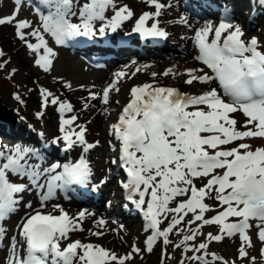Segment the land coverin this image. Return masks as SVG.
Segmentation results:
<instances>
[{"label": "snow or ice", "instance_id": "1", "mask_svg": "<svg viewBox=\"0 0 264 264\" xmlns=\"http://www.w3.org/2000/svg\"><path fill=\"white\" fill-rule=\"evenodd\" d=\"M142 2L151 10L137 16L119 0H37L34 11L38 20L33 23L20 16L25 3L32 5L33 0H13L11 13L0 16V27L11 26L32 66L51 75L59 58L57 46L74 47L84 40L117 33L128 22L133 24L131 32L143 39L167 38L162 17L178 8L176 0ZM200 3L214 6L211 0ZM257 3L264 7V0ZM174 22L191 33L182 38L193 43L196 54L192 58L199 67L181 71L174 64L162 72H149L151 64L136 66L132 61L113 72L110 82L98 91L94 83L79 86L86 93L79 98L80 112L99 103L104 106L100 114L109 115L112 95L121 91L122 82L141 72L151 77L130 87L127 102L108 126L116 151L110 163L125 173L120 183L126 199L142 215L143 231L148 233L144 247L134 242L121 255L91 240L72 238L86 231L83 225L88 218L95 228L87 230L90 236L106 235L109 221L103 216L96 217L87 209L71 216L54 202L59 192L75 190L73 186L87 195L108 183L107 177L91 183L94 171L88 154L100 141L87 140V125L92 121L79 123L72 102L35 81L37 87L28 89L38 93L40 110L35 116L42 120L53 107L59 135L46 142L43 150L22 140L9 145L0 138V264H131L137 256L152 253L158 243L162 245L160 264L173 259L169 248L180 252L178 264H264V146L250 143L264 140V44L258 36L248 37L244 27L233 22L227 6L218 23H193L187 12ZM10 63L0 48V72L7 70L9 79L19 71L8 69ZM158 77L179 84L165 85ZM53 79L62 88L76 90L62 77ZM180 84L201 87L189 92L181 90ZM13 97L21 105L26 103L19 92ZM29 128L35 131L32 125ZM38 135L44 137L43 132ZM50 146L58 152L70 153L76 148L80 152L74 160L57 159L49 164ZM25 194L35 196V206L32 200H25ZM21 206L23 215L13 229L7 228V221ZM205 227H215L217 232L205 233ZM107 230L126 243L120 235L126 231L123 224ZM253 235L261 245L258 249ZM225 239L240 242L230 260L209 251L213 243Z\"/></svg>", "mask_w": 264, "mask_h": 264}, {"label": "rangeland", "instance_id": "2", "mask_svg": "<svg viewBox=\"0 0 264 264\" xmlns=\"http://www.w3.org/2000/svg\"><path fill=\"white\" fill-rule=\"evenodd\" d=\"M10 2H12V0ZM119 2L128 4L129 7L137 14V16L143 11L151 10L142 2V0H119ZM176 2L178 3V8L169 10V12L164 17H162L161 26L164 27L169 33L164 46L165 48L163 49L164 51L151 50L147 53L148 55L146 57H143L141 55L138 56V51L122 54L120 55L122 57H116L117 60L111 63V67H107L106 73L102 77L97 79L91 77V73H89L87 67L90 66L92 68H98L102 65L95 66L91 62H86L85 60L90 61V59L86 56V53H84V51L79 52L78 49H74V52L71 51L72 48L68 47H66L67 52L72 54V57L76 61L77 66L70 60H67L64 65H61L60 59H57L55 61V66L51 75L44 74L42 71H39L32 66L30 57L24 54L22 45L20 44L19 40L14 37V29L11 26L0 27V48H2L8 54V57L11 60V63L8 65V69L17 68L19 70L17 74L11 79L8 78L7 70L0 72V101L2 103L0 104V109L7 114V119L9 122H18V124H20L24 128H29V125H32L35 129V131H33L31 128L28 129V136H31L29 138H27L26 136L22 137L21 135L16 136V138L15 136L13 137L7 134L5 132L7 127L4 126L5 130L0 131V138H2L4 143L9 145L22 140L25 143H32L41 148L43 142H50L53 137L59 135L58 114L53 107H49L46 110L44 118L42 120H38L35 116V113L40 110L38 93L36 91H28V89H35L37 87V84L34 83L35 81H38L40 85H43L44 87L50 89L55 94L60 95L62 99H68L70 102H72L77 113H79V123H84L87 120H91L92 123L87 125V140L89 142H94L97 140L100 141L99 146L91 150L88 154V158L91 161L94 171V177L91 182L95 181V183H98V181L102 177H107L108 183L103 185L102 190H99V192H95V194L94 192H89L90 198L95 197L97 199V197H99L97 199L98 203H95V205L88 203L85 199L82 198H80L82 199L81 201H85L86 204L64 198L60 195H58L57 200L54 202L60 203L71 216H75L80 210L83 209L94 212L96 214V217L103 216L109 221L107 229H115L118 227V224H123L126 231H121L120 235H123L125 237L126 243L124 244L120 242L119 236L108 231L107 229H105L106 235H104L103 237L96 238L90 236L87 230H95L91 218L86 219L84 222L83 226L86 231H84L83 233H75L72 237L73 239H80L84 242H88L89 240H91L93 243L103 245L104 247L109 249H114L121 255L129 252L131 250L130 246L134 242L139 247L143 248V241L146 239V235L148 233H145L143 231L142 218L140 216L138 217L136 214L133 215L131 213L125 214L122 210L123 201L120 198V189L117 185V183H120V181H122V178L116 177V164L110 163L112 159H115L116 151L112 147V144L115 143V141L109 134L108 126L114 122L117 114L118 104H116L115 101L118 100L120 103V101H122L129 94V89L132 85L140 83L145 79L150 80L151 77L148 73L141 72L132 79L122 82L120 84L121 91L118 94L113 93L112 95L113 103L108 106L110 112L109 115L100 114L99 109L103 108L104 106L99 103H96V108L88 112H80L81 104L79 102V98L86 95V93L80 90L79 86L83 84L91 87V85L94 83L96 85L95 90L98 91L102 85L110 82L113 72L119 70L126 64L130 65L132 61H136V66L142 65L144 63L151 64L152 67L149 69V72H162L166 68L174 64L178 65L181 71L185 67H199L200 65L192 58L196 54L193 43L188 39L182 38L190 36L191 33L184 26L176 24L174 22L181 13L185 12L189 14V17H191L193 23L203 24L206 20L218 23L219 9H223L225 6H227L232 10V14L234 16L232 17L233 22L240 23L247 32L248 37L258 36L260 37L261 43L264 44V7L259 6L257 0H252V3L249 0H211V3L214 5L212 7H204L200 3V0H196L198 8L204 11H201L200 14L197 13L198 15L192 14L191 12L193 11L186 8V0H176ZM12 3H9V5H11ZM252 4L254 5V9L251 6ZM9 5L7 8L5 7L0 10V16H4V14L8 12V10L12 6ZM32 6H34V3H32ZM251 11L254 12V15L252 17V20L248 21L249 16L252 13ZM206 14H210L212 16H206ZM35 15L36 14L32 12V16H34L38 20ZM196 20H199V22H197ZM169 21L173 22L169 23ZM126 24H129L128 26H130L132 23L128 22ZM167 43L172 46L168 47ZM156 52H158L159 55H156ZM130 54H132V57L129 56ZM83 56H85V58H83ZM96 56L97 55H95V58ZM91 60L95 61L94 59ZM134 67L135 66L129 68V71H133ZM25 73H28L30 77H27V75L25 76ZM53 77H62L64 80L70 81L73 85V88L76 90L71 91L66 88H62L60 83L54 80ZM157 79L165 85L175 86L179 84L178 81L168 78L158 77ZM179 86L181 87V90L189 92L199 91L201 87L200 85H197L195 88H190L182 84H180ZM15 92H19L23 96L26 102L24 105L19 104L14 99L13 93ZM17 109H19V113H17ZM21 116L25 117V119L21 120ZM237 119L242 120L243 118L241 116H237ZM1 122L2 121H0V130L3 128L2 126L6 124V122ZM41 132L44 133L43 138H40L38 135ZM108 139H110L111 141L109 142ZM37 141H39L38 144ZM250 143L253 145V147L264 146V140L262 139L251 140ZM79 152L80 149L76 148L70 153L63 152L57 156H53L52 153H48V163H52L57 159L66 162L71 158H77ZM74 194L76 195V197H78V194L85 193L82 189L79 190L77 188V191ZM25 200H31L30 197H28V194L26 195ZM48 210L50 209H45V211ZM24 211L25 209L23 208V206H21L15 221L13 220L14 225L17 223L20 216L23 215ZM112 220L117 221V223L113 224ZM9 222L10 221L8 220L6 224L7 228L10 225ZM203 231L205 233H216L217 229L215 227H205ZM173 239H176V237H173ZM253 242L256 244L257 249L261 247L260 243L256 241L255 235H253ZM239 243L240 242L238 239H225L221 243H213L209 251H215L219 255L230 260L236 256ZM161 248L162 245L158 243L152 253L145 252L143 256H137L134 260L131 261V264H139L141 263V261H145L147 257L150 256V254H152L153 262L149 264H160ZM168 252L173 257V259L165 260L164 264H178L180 252H173L171 248L168 249ZM251 254L255 255L256 250L253 249L251 251ZM257 259L259 261V257ZM237 264H239V261H237ZM245 264H247V262H245Z\"/></svg>", "mask_w": 264, "mask_h": 264}, {"label": "bare ground", "instance_id": "3", "mask_svg": "<svg viewBox=\"0 0 264 264\" xmlns=\"http://www.w3.org/2000/svg\"><path fill=\"white\" fill-rule=\"evenodd\" d=\"M10 1L11 0H0V10L3 9V8H5V7L7 8L8 5H9V3H12L13 2V0H12V2H10ZM36 2H37V0H33L34 6H35ZM11 5H9V6H11V8L8 10L7 13L5 12L6 14H4V15H8V14L11 13V11L13 10V6H14L13 3ZM185 5H186V8L187 9L193 11L191 13L194 14V15H198L197 13L200 14V12L202 11L201 9L198 8L197 3H196V0H186V4ZM34 6L28 5L27 3H25V5L23 6L22 11L20 13L21 18H27V19L33 21V23H36L37 22V19L34 16H32V12L35 14ZM202 12H204V11H202ZM190 19H191V17H190ZM196 21L199 22V20H196ZM127 25H129V24H127ZM118 40H119V38H118V34L117 33H110L109 36H107V37L97 36L94 40H91V41L84 40L85 42L88 43L85 46H81L79 44H77L76 46H74L75 47L74 49H76V50L78 49L79 52L84 51V53H86V56L90 60L91 59H95V55L102 56L103 59L105 60V61L101 62L102 63V66L101 67H98V68H95V67L92 68L90 66L87 67V70L89 71V73H91V77L92 78L97 79V78L102 77L106 73L107 67H111L112 66L111 63L113 61L117 60L116 57L117 58L118 57H122V56H120L122 54L130 53V52L132 53V52H137V51L139 52L140 49H145V50H148L149 49L150 51L151 50H153V51L154 50L164 51L163 49L165 48L164 46H165V43H166L167 38H163V43L162 44H156L155 41L148 40V42L145 43V45H143V46H141L139 43H137V41L135 39H132V44H131L130 47H128V48L124 47V48H118V49H116L115 47H109V46H106V45L103 44L104 41H112V42L115 43ZM96 41H97V43H96ZM167 45H168V47H171L172 46V45L170 46L168 43H167ZM74 49H72L71 51H74ZM22 50H23L24 54L26 55V51H25V49H24L23 46H22ZM57 50L59 52V58H58V60L60 59V64L61 65H64V63L67 60H70V61H72L77 66L76 61L72 57V54L67 52V48L66 47L57 46ZM30 62L32 64V61L31 60H30ZM7 118H8L7 117V114L0 109V121L6 122V124H4L2 126L3 128L0 131L5 130V127H7L5 132L7 134L13 136V137L14 136L15 137L16 136H20V135L22 137L23 136H26L27 138L31 137V136H28L29 135L28 134V132H29L28 129L29 128H27L26 126H25L26 128L22 127L20 124H18V122L17 123H15V122H9ZM46 142H43L42 143V146H41L42 150L44 149V147L46 145ZM47 143H50V142H47ZM48 153H52L53 156H57V155L63 153V151H59L58 152V151H56L55 146H50V147L47 148V154ZM45 166H47V164ZM91 183L92 184H96L95 181L94 182H91ZM73 187L76 188L75 186H73ZM89 187H91V185ZM100 190H102V187L100 188ZM76 191H77V188L74 191V193ZM94 194H95V192H94ZM26 195L27 194H25V198H26ZM28 197H30V199L33 201L34 204L36 203L35 196L33 194H28ZM78 198L85 199L88 203H91V204H94L95 205V203H98V200L97 199L99 197H97V199L95 197H91L90 198L89 197V193H88L87 195L86 194H78ZM17 215H18V213L11 216V218L9 220L10 221L9 222L10 225L8 226L9 229H13V227H14L13 226L14 225V221H15Z\"/></svg>", "mask_w": 264, "mask_h": 264}, {"label": "trees", "instance_id": "4", "mask_svg": "<svg viewBox=\"0 0 264 264\" xmlns=\"http://www.w3.org/2000/svg\"><path fill=\"white\" fill-rule=\"evenodd\" d=\"M26 75H27V77H30V75L28 73H25V76ZM151 262H153L152 254H150V256H148L145 261H141V263H139V264H149Z\"/></svg>", "mask_w": 264, "mask_h": 264}, {"label": "water", "instance_id": "5", "mask_svg": "<svg viewBox=\"0 0 264 264\" xmlns=\"http://www.w3.org/2000/svg\"><path fill=\"white\" fill-rule=\"evenodd\" d=\"M0 104H2L1 101H0Z\"/></svg>", "mask_w": 264, "mask_h": 264}]
</instances>
